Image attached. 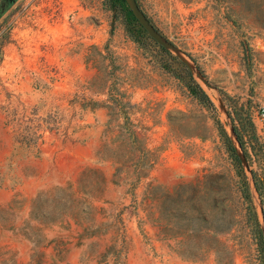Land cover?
Segmentation results:
<instances>
[{
    "label": "rangeland",
    "instance_id": "374dc122",
    "mask_svg": "<svg viewBox=\"0 0 264 264\" xmlns=\"http://www.w3.org/2000/svg\"><path fill=\"white\" fill-rule=\"evenodd\" d=\"M137 1L212 87L109 0H0V264H264V0Z\"/></svg>",
    "mask_w": 264,
    "mask_h": 264
},
{
    "label": "trees",
    "instance_id": "16d2710c",
    "mask_svg": "<svg viewBox=\"0 0 264 264\" xmlns=\"http://www.w3.org/2000/svg\"><path fill=\"white\" fill-rule=\"evenodd\" d=\"M109 1H110V5H111V7H113V9L121 10L124 13L127 26L129 27L128 29L130 31V35H131V37H133V39L135 41H140L142 39H147V40L150 39L151 40L148 33L139 24V22L137 21V19L133 15L132 11L130 10V8L127 5L125 0H109ZM161 49L167 53H170V51L165 50L163 47H161ZM187 72H188V74H189V76L193 82L192 86H189V90H190L191 94H193L195 97H197L198 100L202 104L210 106V107H214L210 97L208 96L206 91L203 89V87L193 80L192 74L188 70H187ZM218 126H219L220 135H221L223 141L225 142L232 159L237 164L238 170H243V168L241 167L242 161L240 160V158L238 156L237 147L235 146L233 140L231 139V137L229 136L227 131L223 128V126L219 122H218ZM232 129H233V133L236 137V141L239 143L242 150H244L246 152V154H248L247 148H246V142H245L246 137L248 136L251 143L257 142V136H256L255 131H254V124L250 122L248 128L243 126L244 131L239 130V128L235 124H234V126H232ZM249 131L251 132V134H249ZM253 175H254L253 181H254L255 188L258 192L261 193L262 188H261L260 182L262 184H264V180L258 179L259 175H257V173H253ZM242 193H243L244 199L248 203H251L252 198H251V191H250V186H249L248 181L244 183ZM261 235H262L261 239L263 240L264 239V231H261Z\"/></svg>",
    "mask_w": 264,
    "mask_h": 264
},
{
    "label": "water",
    "instance_id": "95a60500",
    "mask_svg": "<svg viewBox=\"0 0 264 264\" xmlns=\"http://www.w3.org/2000/svg\"><path fill=\"white\" fill-rule=\"evenodd\" d=\"M127 5L129 6L130 10L132 11L133 15L139 22V24L144 28V30L148 33L149 37L154 40L158 45L163 47L165 50L174 52L177 57L181 60V62L187 67V69L193 74L196 73L198 78L206 84L208 87H212V84H210L202 75L201 72L197 67H195L188 59L184 57L183 52L177 48L174 44L167 41L161 33L158 31V29L152 24L150 19L147 17V15L144 13L142 8L140 7L137 0H125ZM234 134V133H233ZM235 136V135H234ZM236 138V137H235ZM238 156L240 160L243 163H246V158H244L241 154L238 153Z\"/></svg>",
    "mask_w": 264,
    "mask_h": 264
},
{
    "label": "flooded vegetation",
    "instance_id": "af4514ba",
    "mask_svg": "<svg viewBox=\"0 0 264 264\" xmlns=\"http://www.w3.org/2000/svg\"><path fill=\"white\" fill-rule=\"evenodd\" d=\"M17 0H1V9L4 11V9L9 8L13 4H15Z\"/></svg>",
    "mask_w": 264,
    "mask_h": 264
},
{
    "label": "built area",
    "instance_id": "2783aa9c",
    "mask_svg": "<svg viewBox=\"0 0 264 264\" xmlns=\"http://www.w3.org/2000/svg\"><path fill=\"white\" fill-rule=\"evenodd\" d=\"M259 116H260V119H261L262 121H264V109H262V110L260 111Z\"/></svg>",
    "mask_w": 264,
    "mask_h": 264
}]
</instances>
